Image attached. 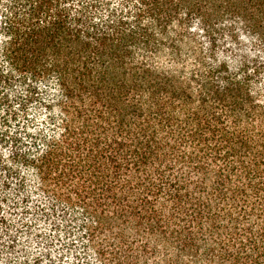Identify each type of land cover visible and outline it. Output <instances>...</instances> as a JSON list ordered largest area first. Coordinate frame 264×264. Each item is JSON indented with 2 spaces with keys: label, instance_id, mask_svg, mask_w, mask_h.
<instances>
[{
  "label": "trees",
  "instance_id": "16d2710c",
  "mask_svg": "<svg viewBox=\"0 0 264 264\" xmlns=\"http://www.w3.org/2000/svg\"><path fill=\"white\" fill-rule=\"evenodd\" d=\"M0 264H264V0H0Z\"/></svg>",
  "mask_w": 264,
  "mask_h": 264
}]
</instances>
